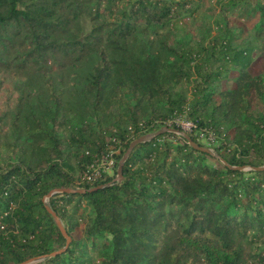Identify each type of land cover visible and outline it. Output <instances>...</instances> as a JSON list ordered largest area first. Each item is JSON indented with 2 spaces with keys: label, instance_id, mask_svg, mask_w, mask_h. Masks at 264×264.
Segmentation results:
<instances>
[{
  "label": "trees",
  "instance_id": "1",
  "mask_svg": "<svg viewBox=\"0 0 264 264\" xmlns=\"http://www.w3.org/2000/svg\"><path fill=\"white\" fill-rule=\"evenodd\" d=\"M203 2L0 0V70L23 77L0 114V264H264V0H219L215 34L179 39L175 12ZM183 115L196 127L136 145L119 180L147 135L129 127Z\"/></svg>",
  "mask_w": 264,
  "mask_h": 264
},
{
  "label": "rangeland",
  "instance_id": "2",
  "mask_svg": "<svg viewBox=\"0 0 264 264\" xmlns=\"http://www.w3.org/2000/svg\"><path fill=\"white\" fill-rule=\"evenodd\" d=\"M203 1L202 7L195 13L192 12L182 15V12H175L173 21L176 23L175 32L179 39L185 40L186 42L189 41L192 44L203 35L216 33L218 25L216 22L218 21V17L221 16L219 0ZM168 2L171 3V0H168ZM235 12L236 10L227 11V15L233 24L243 30V38L248 37L254 21L245 20L238 12ZM250 70L255 74L264 73V52L258 53ZM22 80V75L16 71L0 70V114L15 107L19 96L17 87ZM223 83L227 85L233 84L231 80L224 81ZM201 138L205 147L211 151H215L214 146L208 142L210 141L208 140L210 138L209 135L201 134ZM210 139L211 141L214 140V138ZM82 213H85V209L82 210Z\"/></svg>",
  "mask_w": 264,
  "mask_h": 264
},
{
  "label": "built area",
  "instance_id": "3",
  "mask_svg": "<svg viewBox=\"0 0 264 264\" xmlns=\"http://www.w3.org/2000/svg\"><path fill=\"white\" fill-rule=\"evenodd\" d=\"M173 123H176V125L180 126L182 131L184 132H191L196 126L193 121L187 118V116H179L176 117L173 120H166L164 123H157L159 124L157 130L162 128L171 127ZM156 125L155 122H153L150 125H146L145 123L140 124V128L137 130L136 128L129 127V130H131L133 133L139 132L148 134V130L150 127H154ZM204 133H202L203 135ZM205 135V134H204ZM210 138L211 135H209ZM208 140H211V139ZM119 152V149H112L109 150L105 154H101L100 156H95V160L91 162L87 169L85 170L83 174V179L92 182L95 179L100 178L104 173L113 174L115 171H117L118 162L116 160L115 154Z\"/></svg>",
  "mask_w": 264,
  "mask_h": 264
},
{
  "label": "water",
  "instance_id": "4",
  "mask_svg": "<svg viewBox=\"0 0 264 264\" xmlns=\"http://www.w3.org/2000/svg\"><path fill=\"white\" fill-rule=\"evenodd\" d=\"M172 130V129H170ZM164 131H166V129H160L158 130L157 132H155L154 134H147V135H143L141 137H139L138 139H136L135 141L132 142V144L130 145L129 149L127 150V152L125 153V155L123 156V158L120 160L119 162V166H118V176H119V180L122 179L123 177V174H122V170H123V166L127 160V158L129 157L130 153L132 152V150L134 149V147L138 144H141V143H145V142H148V141H151L152 139H154L156 136L162 134ZM185 137L187 139L190 140V137L185 134ZM190 144L197 150H200V151H211L209 148L207 147H204V146H201L199 144H197L196 142H193V141H190ZM264 168V167H262ZM239 169H244V167H239ZM97 188V187H95ZM69 191H74L72 190L71 188H59V189H56V190H53L49 193V196H51L52 194L56 193V192H69ZM75 191H78V192H83L84 190L82 189H76ZM50 212L53 214L54 218L56 219L57 221V224L58 226L60 227L63 235L67 238V244H66V247L70 244V241H71V237L68 235L62 221L60 220V218L58 217V215L56 214V212H54L52 209H50ZM22 264H25V263H22Z\"/></svg>",
  "mask_w": 264,
  "mask_h": 264
}]
</instances>
